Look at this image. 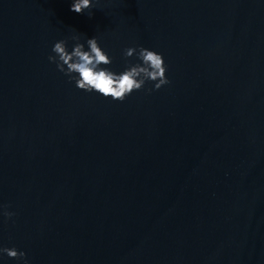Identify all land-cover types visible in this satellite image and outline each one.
<instances>
[{"label": "water", "instance_id": "1", "mask_svg": "<svg viewBox=\"0 0 264 264\" xmlns=\"http://www.w3.org/2000/svg\"><path fill=\"white\" fill-rule=\"evenodd\" d=\"M72 3L0 0V248L28 264H264V0ZM75 35L117 73L141 63L127 48L161 53L170 84L123 102L80 90L48 59Z\"/></svg>", "mask_w": 264, "mask_h": 264}, {"label": "clouds", "instance_id": "2", "mask_svg": "<svg viewBox=\"0 0 264 264\" xmlns=\"http://www.w3.org/2000/svg\"><path fill=\"white\" fill-rule=\"evenodd\" d=\"M93 6V0H73L71 10L83 14L86 9ZM71 39L77 41L69 50L68 41L60 40L52 48L54 55L48 57L49 61L55 63L57 69L74 81L77 88L86 92H96L105 98H111L123 102L134 91L144 89L147 82L154 83V89L159 90L170 84L167 76L168 67L161 53L149 50L143 46L124 50L125 58L137 57L141 63L129 64L123 72L112 71L108 65L113 63V58L100 46L98 38L94 37L79 42V35ZM151 93L153 88H148ZM11 218L14 213L5 211L3 213ZM7 254L8 257L23 261L28 264L27 253L16 248H0V255Z\"/></svg>", "mask_w": 264, "mask_h": 264}]
</instances>
